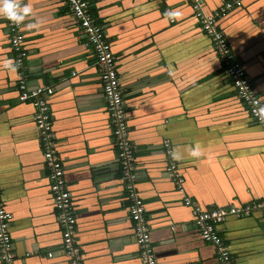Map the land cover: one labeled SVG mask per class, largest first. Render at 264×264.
Segmentation results:
<instances>
[{"label":"crops","instance_id":"crops-1","mask_svg":"<svg viewBox=\"0 0 264 264\" xmlns=\"http://www.w3.org/2000/svg\"><path fill=\"white\" fill-rule=\"evenodd\" d=\"M87 1L116 56L135 191L157 264H216L184 199L210 210L264 198V127L226 79L188 0ZM199 1L210 14L228 0ZM23 2L32 9L21 24L25 72L31 86L54 90L55 147L84 263L139 264L94 52L65 0ZM6 22L0 16V185L16 264H68L34 107L18 100L16 67H4L14 63ZM219 26L264 104V0H241ZM165 140L180 159L164 151ZM170 160L182 184L166 174ZM218 229L237 264H264V213L226 216Z\"/></svg>","mask_w":264,"mask_h":264},{"label":"built area","instance_id":"built-area-1","mask_svg":"<svg viewBox=\"0 0 264 264\" xmlns=\"http://www.w3.org/2000/svg\"><path fill=\"white\" fill-rule=\"evenodd\" d=\"M65 1L81 29L86 44L93 50L99 67L102 95L112 125L116 159L129 200L128 213L134 225L139 264H157L149 231L144 227V204L135 191L134 150L128 137L126 113L116 70V56L105 37L102 26L94 17L89 2L87 0ZM188 2L199 27L211 42L226 79L243 101L253 120L264 127V122H261L254 114V109L262 104L260 97L242 62L234 54L231 42L219 26V20L232 8L240 6L241 0L225 1L215 12L210 14L203 10L199 0H188ZM6 25L17 71L18 100L28 101L34 107L33 120L38 131L39 144L43 148L44 165L48 169L49 190L55 207V217L61 227V250L67 257L68 264H85L80 247L75 242L76 220L73 214L71 194L64 177L63 162L55 147L53 117L49 105V98L53 95L54 90L51 85H30L24 66L28 50L24 45L21 24L16 25L7 20ZM162 148L167 154H170L169 141L165 140ZM166 174L173 178L177 184L183 183V177L178 173L177 163L174 160L167 163ZM184 203L192 205L195 214V227L201 239L215 247L216 264H237L221 237L218 225L229 215L244 217L251 215L254 211L264 213V198L210 210H201L199 206L193 205L186 198ZM12 218L13 214L4 206L0 185V264H16L10 233ZM51 254V252L48 253L49 256Z\"/></svg>","mask_w":264,"mask_h":264},{"label":"clouds","instance_id":"clouds-1","mask_svg":"<svg viewBox=\"0 0 264 264\" xmlns=\"http://www.w3.org/2000/svg\"><path fill=\"white\" fill-rule=\"evenodd\" d=\"M31 12V7L26 2H23V0H0V16L6 18L13 24H22L26 17L31 15ZM4 67L9 70H14L15 64L11 60H8L4 62ZM254 114L261 122H264V104L256 107ZM188 152L191 156L199 155V152L195 148L189 149ZM170 155L173 159L181 158V154L176 149H172Z\"/></svg>","mask_w":264,"mask_h":264}]
</instances>
